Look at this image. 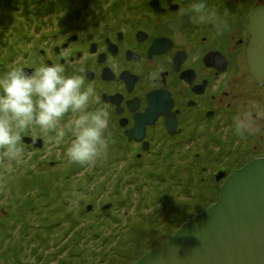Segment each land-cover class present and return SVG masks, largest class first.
Returning <instances> with one entry per match:
<instances>
[{"label": "flooded vegetation", "instance_id": "flooded-vegetation-1", "mask_svg": "<svg viewBox=\"0 0 264 264\" xmlns=\"http://www.w3.org/2000/svg\"><path fill=\"white\" fill-rule=\"evenodd\" d=\"M256 8H264V0H84L74 10L47 17L43 24H36L35 18L39 17H31L36 29L12 37L10 48L3 50L2 62H18L31 73L42 61L63 62L62 54L68 53L75 67L83 69L86 83L95 85L100 104L108 108L111 116L109 147L103 157L104 165L113 170L105 175L97 173L101 158L88 176L92 179L101 174L106 193L113 195V200L100 203L101 212L111 211V205L129 198L126 188L135 189L133 183L138 175H133L138 173L146 178L138 184L142 192L151 190L158 202H168L164 198L169 195L163 193L169 185L161 186L169 179L173 180L172 187L183 189L188 185L183 182L181 186L172 169L188 170L199 165L208 169L206 173L212 174L215 181L224 178V182L235 168L264 157L263 153L247 154L251 143L244 145L245 142H241L244 150L240 144L239 154L232 161H223L228 158L229 149L213 155L214 148L225 140L226 134L221 130H234L230 131L231 139L238 133L237 119L250 114L253 125L252 119L261 113L257 95L264 91V79L253 75L247 57L252 38L249 15ZM7 70V65L0 69L3 73ZM241 78H248L252 84L245 85ZM232 87L249 89L250 97L233 92ZM69 118L66 116L65 120ZM201 125L202 130L214 132L213 137L201 133ZM50 135L39 128L23 133L27 160H23V168L20 163L14 167L21 170L20 176H34L50 165L54 167L53 174H49H59L56 165L67 162L64 149L71 137H66L63 145L54 146L49 143ZM197 143L203 148L215 144L207 150L208 166L197 160ZM171 154L173 158L166 170L162 164ZM0 160L3 162V157ZM213 160L219 166L212 171ZM163 171L169 176L162 175ZM218 172H224L219 179ZM80 189L76 188L72 196ZM119 197L124 201H119ZM178 205L172 204L169 213L177 214ZM85 209L80 205L79 214ZM182 210L189 211L187 207ZM170 226L168 222L166 227Z\"/></svg>", "mask_w": 264, "mask_h": 264}, {"label": "rangeland", "instance_id": "rangeland-1", "mask_svg": "<svg viewBox=\"0 0 264 264\" xmlns=\"http://www.w3.org/2000/svg\"><path fill=\"white\" fill-rule=\"evenodd\" d=\"M8 1V6H6L4 3H1L0 0V39L2 40V43L0 42V64H3L2 60L5 56L3 55L5 52L2 54L1 52L6 48H10L9 45L12 41V37L15 38L17 35L24 33L29 34L36 29V26H33L35 22H31V20L28 19L29 17H39L38 19L35 18L36 24H43V20H46L47 17L50 18L51 16L58 15L65 10H74L76 6L82 4L84 0H26V4L24 0ZM4 9H6V12H4ZM14 42L15 41H13V43ZM13 45L15 46V44ZM12 62L13 61H5L8 69L12 65ZM0 74H3V72L0 71ZM241 79L244 80L245 85L252 84L248 78ZM239 89L232 87L233 92L246 95L247 99L250 97L249 89ZM247 94L249 95L247 96ZM257 97L259 100L258 111L261 113L259 114L260 117L257 116L252 119L254 123L253 125L250 124L249 130L243 133L238 132L236 135L234 133L233 135L235 136H232L231 139H229L230 131L234 132V130H221L220 132H222V134H226L224 137L225 140L217 148H214L215 144L213 147L207 146L206 148L200 147L199 143L194 145V147L198 148L200 151V155L197 157L200 163L208 166L210 157L208 151L212 148H214L215 153L213 155L219 152L225 153L228 149L231 150L228 158L223 161L224 163H226L228 159L232 161L238 153L240 144V148L244 150V145L246 143H251L250 149L246 148V150H249L248 152L245 151L247 154H264V91L260 92V96L258 92ZM235 100L236 102L239 101L238 99ZM207 121L208 120H206L205 123ZM207 125L210 126L211 121H209ZM202 127V125L198 127L201 133L207 135V138L213 137L214 132L209 133L207 130H202ZM241 142H245L244 145ZM23 145H25L24 140ZM46 145L48 144L46 143ZM203 149H206L204 150V154ZM192 157L196 156L192 154ZM201 157H203L202 161L200 159ZM172 158L173 155L166 156L162 167L168 170L170 167L168 161ZM52 161L53 160H51V162ZM22 162H20L21 166H19L23 168ZM31 162L33 163V160H31ZM105 162L104 157H102V164L100 163L99 166L97 165L99 169L97 173L102 172L104 173L103 175L111 173L110 169L112 168L108 166V164L104 165ZM150 163L159 165V162L156 161H150ZM196 164H198V162ZM17 165L18 164L14 165V167H17ZM212 165H214L212 171L219 166L215 164L214 160L212 161ZM25 166L28 167L27 165ZM53 167V165H50V168L45 167L42 172L37 171L36 175L24 178L19 175L21 170H17L16 168H14L12 172L5 171V164L0 160V170L1 173L3 172L0 174V185L2 183L6 184V187L0 186V200H3L2 202L0 201V248L2 246L6 248L1 258L3 264H22L20 260H22L24 264H30L26 253H24L23 257L20 255L21 251H25L22 250V248L24 249L25 240L21 241V239L24 238L21 236L20 230L18 232L17 229H15L17 223H21L22 227H24L25 239L27 234H29L27 230L30 229L36 236V243L41 244L44 248L43 251H37V244L31 245L32 250H29L28 255L33 264H95L96 259H103L101 255L103 250H110V252L115 251L119 256L116 257L118 258V264H132L147 251L157 248L171 238V234L175 232L179 225L174 224L173 226L166 227V221L170 223L171 220L170 218L168 220L166 219L167 213L172 209V204L174 205L178 202L177 204H181L180 206L184 204V207H187L185 204L186 201H189L190 191H197L199 195H206L204 198H208V202L212 204L219 197L220 186L224 179L222 178L220 181H215L213 176L212 178L216 184H213L208 178L198 181V177H194V171L197 170L199 165L191 171L190 169H172L171 173L176 175L177 181L190 183V190L184 189L188 187L187 184L184 185L183 189L181 187L177 188L170 186V182L173 180L169 179L165 185L161 186H170H168L167 191L163 193L164 195H166V193L169 195L168 198H164L168 200V202L163 200L158 202L155 195L151 193V190H145L143 192L140 190L141 188L138 184L146 178L143 173H138L133 175L134 178L138 175V178H135L133 183L135 189H132V191L127 190L125 185L126 193L127 191L130 193L127 194L130 200L124 202L123 206L121 205L122 202L121 204L114 203V205H111V208H109L111 211L101 212L99 210L100 203L104 201L109 202L107 201L108 198L113 200V198L110 197L113 195H108L106 193V183H101V174L96 177L94 176L92 179L88 177L93 172L94 166L84 167L66 162L63 165H56L57 173L59 174L52 177L49 172L53 174ZM77 171H79V173L74 175L73 173ZM67 172L68 174L66 175ZM169 174L170 173H167V176H169ZM5 175H7V177L4 179ZM64 175L66 176L64 177ZM32 181H35L34 184L29 185ZM179 184L182 186V183ZM76 188L82 189L76 193V196H72L75 195ZM26 189L29 190L27 193H24V191H27ZM201 196L202 195L198 196V198ZM67 198L70 199L69 203L63 201ZM81 199H83V202ZM118 200L124 201L122 197H119ZM205 202L206 201H204V204ZM80 205L86 207L81 214L78 212ZM89 205L94 206H92L91 209ZM205 205H207V203ZM175 210L177 214H181L178 213L179 209L176 208ZM173 213L170 214V217H179V215ZM50 215H52V217H49ZM82 216L83 218L81 221L76 220L77 217ZM54 219H60L61 221L58 223L60 225L56 224L58 226L52 228L50 231L52 232L51 234L49 233L47 236L43 234L42 237H38V233L41 230H45L43 226L48 225V222ZM162 222L164 224L160 227V223ZM152 229H154V231H152ZM168 229L172 231L170 236H167ZM58 231L60 235L57 234ZM44 232L47 233V231ZM17 234H19V237ZM76 238H78V240ZM61 244H63L65 248H59V252L62 251V254L58 256L57 259L52 252L57 247L56 245L61 246ZM93 248L98 250L96 254H91ZM17 256L20 257V260L15 259ZM57 260H60V262ZM36 261L37 263H35ZM103 263L106 264L107 261L101 264Z\"/></svg>", "mask_w": 264, "mask_h": 264}, {"label": "clouds", "instance_id": "clouds-1", "mask_svg": "<svg viewBox=\"0 0 264 264\" xmlns=\"http://www.w3.org/2000/svg\"><path fill=\"white\" fill-rule=\"evenodd\" d=\"M61 58L63 62L42 61L31 73L17 62L0 74V156L7 172L26 159L23 133L30 128L50 133L54 146L70 136L64 149L69 163L92 167L107 154L110 112L100 104L95 85L86 83L83 69L75 67L68 53ZM249 115L235 121L237 132L250 127Z\"/></svg>", "mask_w": 264, "mask_h": 264}, {"label": "water", "instance_id": "water-1", "mask_svg": "<svg viewBox=\"0 0 264 264\" xmlns=\"http://www.w3.org/2000/svg\"><path fill=\"white\" fill-rule=\"evenodd\" d=\"M249 28L248 65L263 81L264 8L250 13ZM132 264H264V157L234 169L215 202Z\"/></svg>", "mask_w": 264, "mask_h": 264}, {"label": "trees", "instance_id": "trees-1", "mask_svg": "<svg viewBox=\"0 0 264 264\" xmlns=\"http://www.w3.org/2000/svg\"><path fill=\"white\" fill-rule=\"evenodd\" d=\"M7 1L8 0H1V3H4L6 6H8L7 5ZM10 1V0H9ZM8 1V2H9ZM24 2H25V4H26V0H24ZM4 12H6V9H4ZM39 12V11H38ZM27 19V18H26ZM26 19H23V20H26ZM29 20L31 19L30 17L28 18ZM0 42L2 43V40L0 39ZM4 51H2L1 52V54L3 53ZM4 64H0V67L2 68V66H3ZM0 68V69H1ZM197 166H195V167H191L190 168V171L191 170H193L194 168H196ZM206 170V171H205ZM208 169H205V168H202L201 166L200 167H197V170H195L194 171V174H195V176L194 177H198V181H201V180H204L205 178H208V179H210V181L211 182H213V184L215 183L216 184V182L213 180V176L211 175H209V174H207L206 172H208L207 171ZM167 171H163L162 172V175H166L167 176ZM175 177V175L173 176V178ZM176 180V179H175ZM177 181V180H176ZM178 183H180V182H178ZM181 183H183V182H181ZM182 185H184V183L182 184ZM188 187L187 188H185V189H189L190 190V183L187 185ZM14 189V188H13ZM27 191H24V193L26 192H28V190L29 189H26ZM14 192H16L15 190H13ZM18 193V192H17ZM200 195H202L201 197H199L198 198V196H200ZM198 194V192L197 191H195V192H192V191H190V194H189V196H190V198H189V196H188V198H189V201H186V204H185V206H187V208L189 209V211L188 212H183V210H182V208L184 207V204L182 205V206H179L178 205V209H179V212L178 213H181V214H177V215H179V217L178 216H174V217H170V214L171 213H167V219L166 220H168L169 218L171 219L170 220V223H171V226H173L174 224L176 225H178V227L177 228H179L181 225V223H184L185 221H187V220H189V219H191V218H193L194 216H196L198 213H200L201 211H203L207 206H208V204L210 205V202H208V198H204L205 197V195H203V194ZM163 198H164V195H163ZM205 200H204V199ZM130 200V198H128L127 200H125L124 202H127V201H129ZM198 200V201H197ZM204 201H206L205 202V204L207 203V205H205L204 204ZM25 202V201H24ZM124 202H122V204L121 205H124ZM139 203V202H138ZM178 202H176L174 205H176ZM181 205V204H180ZM183 212V213H182ZM49 217H52V215H50ZM83 218V216L82 217H77L76 218V220H79V221H81V219ZM36 219V218H35ZM178 220H179V222H178ZM61 220L60 219H54V220H52L51 221V223L49 222V226H43V228L45 229V230H41L38 234V237H42L43 236V234H45L46 236H47V234H51L52 232H50L51 230H52V228H54V227H56V226H58V225H60V224H58L59 222H60ZM156 221H157V219H156ZM167 222L168 221H166V224H167ZM56 224H58V225H56ZM94 224V223H93ZM164 223L162 222V223H160V227H161V225H163ZM89 228V227H88ZM15 229H17V231L19 232V230H20V232H21V236L24 238V239H21V241L22 240H25L24 241V249L22 248V250H25L24 252H22L21 251V256L23 257V255H24V253H26L27 254V256H28V261L30 262V264H33V262L32 261H30V256L28 255L29 254V250H32V248H31V245H33V244H37L36 243V241H35V239H36V236H35V234H33V232H32V230H30V229H28L27 231H29V234H27V237H26V239H25V232H24V227H22V225H21V223H17L16 224V226H15ZM38 230H40V229H38ZM36 231V230H35ZM44 231H47V233L46 232H44ZM49 231V232H48ZM152 231H154V229H152ZM171 230L169 231H167V236L169 235L170 236V234H171ZM56 233V232H55ZM57 234L58 235H60V232L58 231L57 232ZM18 235V237H19V234H17ZM57 235V236H58ZM172 235H173V233L171 234V237H172ZM77 240H78V238H76ZM168 239V238H167ZM167 241H169V239L167 240ZM166 241V242H167ZM165 242V243H166ZM52 243H54V242H52ZM78 243H79V241H78ZM77 243V244H78ZM164 244V243H163ZM57 247L55 248V250H54V256H56V258L58 259V256H60L61 254H62V251L61 252H59L60 251V247L62 248H65L64 246H63V244H61V246H59V245H56ZM160 246V245H159ZM37 248H38V250L37 251H43L44 250V248H43V246L41 245V244H37ZM0 250H1V253H0V264H3L2 263V261H1V258H2V254H3V252H4V250H6V248H3V246L0 248ZM35 250H36V248H35ZM90 251V250H89ZM91 252V251H90ZM98 252V250L96 249V248H93V251L91 252V254H96ZM100 252V251H99ZM103 253V254H102ZM102 253H101V255H102V257H103V259H101L100 257V259H96V262H95V264H101L102 262H105V261H107V263L106 264H118L117 263V259L118 258H116V257H119L118 256V254L115 252V251H113V252H110V250H103L102 251ZM111 255H112V257H111ZM26 257V256H25ZM44 257V256H43ZM42 257V258H43ZM15 259H19L20 260V257H16ZM104 260V261H103ZM58 262H60V260H57ZM109 261V262H108ZM20 262L22 263V264H24V262L22 261V260H20ZM57 262V263H58ZM63 262V261H62ZM26 263H27V261H26ZM35 263H37V261L35 262ZM103 264H105V263H103Z\"/></svg>", "mask_w": 264, "mask_h": 264}]
</instances>
